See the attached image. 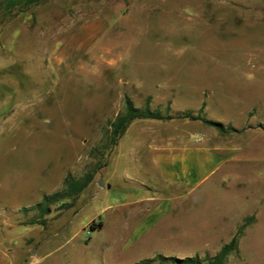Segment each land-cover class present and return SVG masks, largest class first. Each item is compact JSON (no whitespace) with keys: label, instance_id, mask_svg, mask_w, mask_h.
<instances>
[{"label":"rangeland","instance_id":"374dc122","mask_svg":"<svg viewBox=\"0 0 264 264\" xmlns=\"http://www.w3.org/2000/svg\"><path fill=\"white\" fill-rule=\"evenodd\" d=\"M147 96L172 117L103 149L125 98ZM151 119L232 153L180 196L156 173ZM87 172L74 199L33 208ZM246 217L225 264H264V0H46L0 18V264L212 256Z\"/></svg>","mask_w":264,"mask_h":264},{"label":"trees","instance_id":"16d2710c","mask_svg":"<svg viewBox=\"0 0 264 264\" xmlns=\"http://www.w3.org/2000/svg\"><path fill=\"white\" fill-rule=\"evenodd\" d=\"M46 0H0V18H9L11 16H16L23 11L30 9L32 6L43 2ZM150 96L146 97L145 106L139 107L135 106L129 98H125L124 108L119 111L114 118L107 120V126L105 128L106 133V143L103 145V149L108 148L111 144L117 142V140L123 135L129 124L139 118H154V119H169L172 115L167 111L163 112L161 109H150ZM178 116H188L189 112L183 111L177 114ZM210 124L221 128L222 125L218 121H208ZM92 179V172H87L81 177H74L72 174L68 173L63 180V187L51 194H45L42 200L36 203L33 208L38 211L44 212L50 209V204L59 197H69L74 199L79 192L87 186V184ZM248 218H245L237 228L235 234L232 238L225 243L220 250L212 255H206L204 257L194 256L185 257L183 259H177L176 257H163L162 264L164 260L168 259L177 264H225L227 256L230 253L238 251V241L240 236L243 234V229L247 225ZM100 226V222L90 224L91 228ZM152 259H147L146 262H151ZM140 263V262H139ZM138 264V263H137Z\"/></svg>","mask_w":264,"mask_h":264},{"label":"crops","instance_id":"0c3cea01","mask_svg":"<svg viewBox=\"0 0 264 264\" xmlns=\"http://www.w3.org/2000/svg\"><path fill=\"white\" fill-rule=\"evenodd\" d=\"M151 128L145 136L160 180L169 186L183 189L180 196L185 195V189L200 184L217 172L226 161L228 154L224 148L213 145V142H200L188 139L184 133L173 136L162 132L165 127L159 120L143 121ZM142 124V123H141ZM29 264V263H28Z\"/></svg>","mask_w":264,"mask_h":264},{"label":"water","instance_id":"95a60500","mask_svg":"<svg viewBox=\"0 0 264 264\" xmlns=\"http://www.w3.org/2000/svg\"><path fill=\"white\" fill-rule=\"evenodd\" d=\"M98 184H99V185H102L103 182H102L101 180H98Z\"/></svg>","mask_w":264,"mask_h":264}]
</instances>
